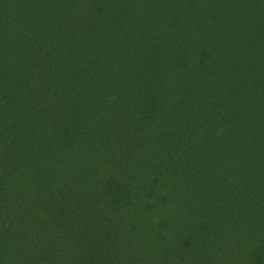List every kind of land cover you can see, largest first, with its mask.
<instances>
[{
  "label": "trees",
  "instance_id": "16d2710c",
  "mask_svg": "<svg viewBox=\"0 0 264 264\" xmlns=\"http://www.w3.org/2000/svg\"><path fill=\"white\" fill-rule=\"evenodd\" d=\"M0 264H264V0H0Z\"/></svg>",
  "mask_w": 264,
  "mask_h": 264
}]
</instances>
